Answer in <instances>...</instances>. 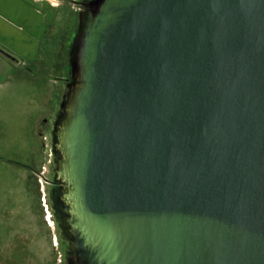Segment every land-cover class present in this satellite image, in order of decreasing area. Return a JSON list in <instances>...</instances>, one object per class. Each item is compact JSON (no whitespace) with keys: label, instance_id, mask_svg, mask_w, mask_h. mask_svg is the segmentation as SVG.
I'll use <instances>...</instances> for the list:
<instances>
[{"label":"water","instance_id":"obj_1","mask_svg":"<svg viewBox=\"0 0 264 264\" xmlns=\"http://www.w3.org/2000/svg\"><path fill=\"white\" fill-rule=\"evenodd\" d=\"M50 120L63 264H264V0H81Z\"/></svg>","mask_w":264,"mask_h":264},{"label":"crops","instance_id":"obj_2","mask_svg":"<svg viewBox=\"0 0 264 264\" xmlns=\"http://www.w3.org/2000/svg\"><path fill=\"white\" fill-rule=\"evenodd\" d=\"M57 9L49 0H0V47L10 49L15 55L12 59L0 55L8 66L9 62L11 64L10 68L3 69L5 78H0V103L4 102L0 105V113L14 124L0 127V139L10 144L5 151L2 149L6 152L5 156H12L14 158H9L19 162L12 165L6 158L0 160V172L3 173L0 175V190L7 200L18 196V200L14 199V205L18 206L29 204L32 200L36 204L40 201L35 175L45 161V157L43 163L41 159L38 161L44 147L43 137L57 109L52 105L51 94L56 81L51 76L53 55L46 48L47 43L43 42ZM41 51L48 54L42 55ZM28 83L31 88L25 87ZM21 89L30 94L29 106L23 110L16 109L14 98L7 99ZM61 89L60 97L64 91L63 84ZM49 94L51 97H48ZM5 99L8 101L5 102ZM21 116L22 122L16 130V120ZM16 138L17 146L11 148Z\"/></svg>","mask_w":264,"mask_h":264},{"label":"rangeland","instance_id":"obj_3","mask_svg":"<svg viewBox=\"0 0 264 264\" xmlns=\"http://www.w3.org/2000/svg\"><path fill=\"white\" fill-rule=\"evenodd\" d=\"M74 1L80 2L81 0H62L61 2H63V6L66 7L67 5H71V2L74 3ZM47 10L48 9H46V11ZM76 15L77 14L73 12L70 16V26H73L72 24L75 23V18L77 17ZM58 17L59 15H57V18ZM67 18L64 17L65 26L69 25L67 23ZM59 26L61 27V29H63V24L59 23ZM54 27L55 28L54 30H52V32H48L47 30L48 37L44 41V44L47 43L46 46H48L53 39L51 43L52 52L55 48L54 39L60 40L57 34V25H54ZM66 28L68 29L69 27L67 26ZM70 30L71 29H68V32L64 30L63 35L64 37L67 36L68 39H73L74 33ZM65 44L68 45V40H66ZM61 51H63V49ZM40 53L42 55L48 54L47 52L43 51H41ZM62 54L65 55V53ZM0 60V78L3 79L6 76L3 75V69L5 67L10 68L11 64L9 62L8 66L6 61H2V57H0ZM6 60L8 61V59ZM25 87L31 88L29 83ZM29 96V93L24 92V89H21L18 94H16L15 92L14 96H11L7 99L14 98L16 100L14 101V105H17L16 109L20 108L23 110L24 108L29 106ZM48 97H51L50 94L48 95ZM7 99H5L4 101L7 102ZM3 103L4 102H1L0 105ZM12 121L14 122L15 119ZM16 122V125L18 126L22 122V116L19 117ZM10 123L12 122H10L5 116L3 117V114L0 113V127L4 126L5 128V125ZM19 127L20 126L16 127V130ZM49 128L44 133L47 142L43 141L45 146L43 147L41 158L39 157L38 159V161L41 159V163H43L42 161H44L45 157V161L39 172L44 169L43 166L46 167V170L47 168H49V166L45 164L48 158V148H46V144L49 145V141L51 140V132ZM17 140L18 138L12 141L11 148L17 146ZM9 147L10 144L7 143V141H3V139H0V160H4L6 158V160L10 162L9 164L18 165L17 163L19 162L9 158L14 157L5 156L6 152L4 151ZM2 149H4V151ZM21 159L22 158H20V160ZM46 172L47 173H45V176L47 180L49 179L50 173L48 171ZM2 174L3 173L0 172L1 176ZM14 199L18 200V196L11 197L10 200H7L5 194L2 192V190H0V264H63L62 246L58 240V230L55 224L51 223L52 219L51 222H49L47 218H45L43 209L40 207V201H38V203L36 204V202L32 200V203L30 202L29 204L24 205L19 204L18 206V204L14 205Z\"/></svg>","mask_w":264,"mask_h":264},{"label":"flooded vegetation","instance_id":"obj_4","mask_svg":"<svg viewBox=\"0 0 264 264\" xmlns=\"http://www.w3.org/2000/svg\"><path fill=\"white\" fill-rule=\"evenodd\" d=\"M49 1H51L52 6L57 7L58 9H57V13H56L55 18H54V22H52L50 24V26L48 27V32H52V30H54V28H55L54 25H57V29H58L57 34H58V37L60 38V40L54 39L55 48H54L53 52L51 49V43H52L53 39L51 40L49 45L46 47V48L51 50V54L53 55V68H52L51 76L54 77L56 79V81H55V85L51 89V94H52V105H53V107L56 108L59 101H60L59 92L62 90L61 89L62 84L64 86L68 82L69 77H71V68L69 67V65H70L69 60L71 57L70 49H71V44L74 40V37H75V35H77V23L75 21V23L72 24L73 26H70L71 25L70 16L72 15L73 12L75 13L76 5L73 2H71L72 3L71 5H67L66 7H64L63 6L64 3L61 2L62 0H49ZM57 15H59L58 18H57ZM64 17L65 18L68 17L67 23L69 25H67V26L69 27L68 29H71L70 31H72L74 33L73 39H71V38L68 39L67 36L64 37V35H63L64 30L68 32V29L66 28L67 26H65ZM59 23L63 24V29H61V27L59 26ZM66 35H67V33H66ZM66 40H68V45L65 44ZM70 40H71V42H70ZM43 44H44V42H43ZM65 47H66V50H65ZM62 49H63V51H61ZM62 53H65V55H63ZM0 55L5 57V58H10V59L15 57V55L12 53V51L10 49L6 50L2 47H0ZM49 181H50V179H47V189L49 187Z\"/></svg>","mask_w":264,"mask_h":264},{"label":"built area","instance_id":"obj_5","mask_svg":"<svg viewBox=\"0 0 264 264\" xmlns=\"http://www.w3.org/2000/svg\"><path fill=\"white\" fill-rule=\"evenodd\" d=\"M43 141L47 142L46 137H43ZM45 146V144H44ZM47 147V144H46ZM49 154H48V158L45 162L46 165H48L49 162ZM44 169H42V171H40L39 173H37L35 175L37 184H38V190L40 193V206L43 209L44 212V216L45 218H47V220L49 221V219H51L50 213L48 214L47 209H49L48 204H47V198H46V186H47V180H46V176L45 173H47L46 171H48V168L46 170V167L43 166ZM53 223V222H51Z\"/></svg>","mask_w":264,"mask_h":264},{"label":"bare ground","instance_id":"obj_6","mask_svg":"<svg viewBox=\"0 0 264 264\" xmlns=\"http://www.w3.org/2000/svg\"><path fill=\"white\" fill-rule=\"evenodd\" d=\"M47 212H48V214H49V209H47ZM49 222H51V219H49Z\"/></svg>","mask_w":264,"mask_h":264}]
</instances>
